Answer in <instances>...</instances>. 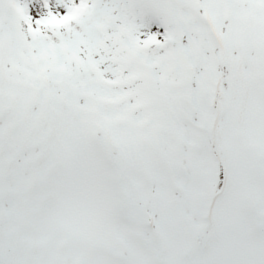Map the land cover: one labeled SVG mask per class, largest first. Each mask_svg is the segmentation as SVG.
Returning a JSON list of instances; mask_svg holds the SVG:
<instances>
[{"label": "snow or ice", "instance_id": "6c2138e0", "mask_svg": "<svg viewBox=\"0 0 264 264\" xmlns=\"http://www.w3.org/2000/svg\"><path fill=\"white\" fill-rule=\"evenodd\" d=\"M57 2L0 0V264H264V0Z\"/></svg>", "mask_w": 264, "mask_h": 264}, {"label": "rangeland", "instance_id": "374dc122", "mask_svg": "<svg viewBox=\"0 0 264 264\" xmlns=\"http://www.w3.org/2000/svg\"><path fill=\"white\" fill-rule=\"evenodd\" d=\"M33 3H37L38 6L41 8V14L46 12V9L43 8V0H32ZM53 11H55L57 8H59L60 11H66V9L63 7L62 4H59L57 0H49ZM155 25L153 26V30H155ZM160 31L163 32V27L160 26Z\"/></svg>", "mask_w": 264, "mask_h": 264}]
</instances>
